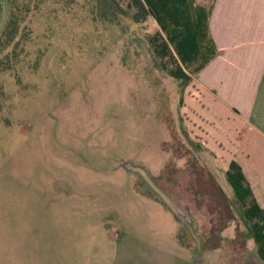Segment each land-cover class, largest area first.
<instances>
[{
	"label": "rangeland",
	"instance_id": "obj_1",
	"mask_svg": "<svg viewBox=\"0 0 264 264\" xmlns=\"http://www.w3.org/2000/svg\"><path fill=\"white\" fill-rule=\"evenodd\" d=\"M97 1L20 13L18 57L0 74V264H264L236 215L219 230L209 176L231 192L218 170L189 165L186 89L150 50L152 19L105 21ZM139 163L186 219L125 168Z\"/></svg>",
	"mask_w": 264,
	"mask_h": 264
},
{
	"label": "crops",
	"instance_id": "obj_2",
	"mask_svg": "<svg viewBox=\"0 0 264 264\" xmlns=\"http://www.w3.org/2000/svg\"><path fill=\"white\" fill-rule=\"evenodd\" d=\"M142 1L191 78L183 110L204 159L229 191L224 172L236 162L264 209V0Z\"/></svg>",
	"mask_w": 264,
	"mask_h": 264
},
{
	"label": "trees",
	"instance_id": "obj_3",
	"mask_svg": "<svg viewBox=\"0 0 264 264\" xmlns=\"http://www.w3.org/2000/svg\"><path fill=\"white\" fill-rule=\"evenodd\" d=\"M6 2L7 19L3 28L0 30V74L12 73L13 71V60L15 61L18 57L17 48L20 46L22 39L20 24L23 19L20 18V13H29L32 9L30 0L22 4H18L16 0H6ZM120 2H126L128 9H133L134 13L130 14L129 11L124 10ZM97 6L100 8L99 14L103 20L114 22L116 19V24H119L120 17L130 18L135 23H143L146 19L153 18V13L145 7L142 0H98ZM0 14L1 26L3 20L2 15H4L2 0H0ZM148 44L154 57L160 61L161 69L170 77L177 80L181 88L185 90L191 78L178 64L166 40L159 31L148 38ZM168 60L173 66L169 65ZM2 91L0 87V92L4 95ZM184 133L190 152L194 155L192 161H189V165L194 169L196 175H209L208 171L205 170L206 167L201 166L199 161L200 159H204L205 149L203 145L193 141L187 132ZM197 167H199V170L196 169ZM224 177L231 192L229 199L226 198L223 191L217 187L212 177L209 176L217 192L219 200L217 207L222 206L226 211L225 217L220 219L223 224L219 230H223L232 219V216L236 215L244 227V232H242L241 237L251 239L254 242L259 258L264 261V209L256 202L249 183L241 167L236 162L232 161L229 164L228 169L224 172ZM192 193L194 192L192 191ZM174 218L177 220L176 217ZM213 233H215V230H211L212 235ZM201 241L202 247H204L203 240L201 239Z\"/></svg>",
	"mask_w": 264,
	"mask_h": 264
},
{
	"label": "water",
	"instance_id": "obj_4",
	"mask_svg": "<svg viewBox=\"0 0 264 264\" xmlns=\"http://www.w3.org/2000/svg\"><path fill=\"white\" fill-rule=\"evenodd\" d=\"M3 4V20L0 26V30L3 28L6 19H7V2L6 0H2ZM125 168L130 171L138 174L144 182L147 184V186L158 196V198L161 200V202L179 219L183 218L186 219V217L180 212L178 207L175 205V203L172 201V199L159 187L157 184L152 180V178L149 176V174L140 166H132V165H125ZM185 226L188 228L191 236L194 238L197 246V252L201 253V242L198 236L195 235L193 228L191 225L188 224V222H184Z\"/></svg>",
	"mask_w": 264,
	"mask_h": 264
}]
</instances>
